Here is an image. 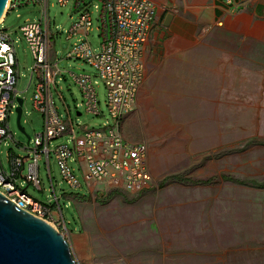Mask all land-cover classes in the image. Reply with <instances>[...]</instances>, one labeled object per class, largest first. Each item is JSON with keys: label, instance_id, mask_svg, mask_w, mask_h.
<instances>
[{"label": "rangeland", "instance_id": "374dc122", "mask_svg": "<svg viewBox=\"0 0 264 264\" xmlns=\"http://www.w3.org/2000/svg\"><path fill=\"white\" fill-rule=\"evenodd\" d=\"M166 5L160 13L171 12ZM81 14H89V34L67 39ZM41 15L40 6H25L8 13L0 25L13 41L16 89L23 100V132L13 109L8 118L11 138L0 144L4 167L8 152L28 157L25 148H33V139L44 130V119L33 104L34 61L20 30ZM98 15L94 1L75 10L71 4L61 7L57 0H48L50 56L57 71L50 92L60 120L70 121L76 133L80 126L98 129L111 123L107 90L98 72L86 61L66 57L79 41L99 50ZM143 65L136 107L125 117L122 133L127 142H141L147 149L146 188L134 194L89 193L74 160H68L81 184L70 188L52 153L49 170L44 160L38 162L40 190L22 180L16 186L51 210L42 219L58 231L62 217L67 229L60 233L75 264H264V70H240L237 92L234 83L227 84L224 88L230 87L232 93L225 95L223 88L221 98L209 102L180 93L183 86L190 93L187 79L199 83L205 76L191 64L190 69L182 64L171 68L164 58L149 57ZM71 72L90 78L98 115L86 111V99ZM68 142L64 136L50 146ZM173 175L211 181L207 185L167 181L159 188Z\"/></svg>", "mask_w": 264, "mask_h": 264}, {"label": "built area", "instance_id": "2783aa9c", "mask_svg": "<svg viewBox=\"0 0 264 264\" xmlns=\"http://www.w3.org/2000/svg\"><path fill=\"white\" fill-rule=\"evenodd\" d=\"M93 1L99 5V50L94 51L87 41H79L66 57L86 61L98 72L107 90L111 123L98 129L80 126L76 128L77 133L70 121L60 120L50 92L57 71L52 68L50 56L48 0H8L6 6L5 17L25 6L38 5L42 8L40 20L26 23L20 30L34 61L32 74H35L37 83L33 104L44 119V130L33 139V148H25L28 157L8 152L5 167L0 161V193L18 208L41 219L50 214V210L31 200L16 183L22 180L27 186L30 184L40 190L38 162L44 160L49 170L51 153L63 180L73 189L80 188L81 184L69 168L68 160H74L89 193L105 195L117 191L134 194L146 188L148 182L147 149L141 142H127L122 129L125 117L135 108L144 78L142 54L156 22L157 6L151 0H57V4L61 7L71 4L73 9L82 10ZM90 30L89 14H81L69 30L67 39L79 33L87 36ZM71 76L86 99V111L98 115L96 94L90 78L72 72ZM17 78L13 41L9 33L0 29V144L5 138H11L8 118L11 110H16L18 106ZM64 136L69 137L68 144L52 149V141ZM52 192L57 202L53 189ZM58 225L66 230L62 217Z\"/></svg>", "mask_w": 264, "mask_h": 264}, {"label": "crops", "instance_id": "0c3cea01", "mask_svg": "<svg viewBox=\"0 0 264 264\" xmlns=\"http://www.w3.org/2000/svg\"><path fill=\"white\" fill-rule=\"evenodd\" d=\"M151 1L157 6V17L172 15L170 20L165 18V28L156 26V18L142 54L144 61L161 57L171 68L182 64L190 69L191 64V68H198L205 75L199 83L187 79L190 93L183 86L182 95L216 101L227 84L234 83V93L237 92L240 70H264V0ZM166 4L171 6V12L160 13L161 9L166 10ZM230 90L224 88V94H231Z\"/></svg>", "mask_w": 264, "mask_h": 264}, {"label": "water", "instance_id": "95a60500", "mask_svg": "<svg viewBox=\"0 0 264 264\" xmlns=\"http://www.w3.org/2000/svg\"><path fill=\"white\" fill-rule=\"evenodd\" d=\"M7 2L8 0H0V21L6 15ZM170 19L171 15L168 16V20ZM164 26L166 27L167 23ZM22 103L23 100L17 98L16 123L21 132H23L20 125ZM0 264H75V262L67 241L56 228L18 208L12 200L0 193Z\"/></svg>", "mask_w": 264, "mask_h": 264}, {"label": "trees", "instance_id": "16d2710c", "mask_svg": "<svg viewBox=\"0 0 264 264\" xmlns=\"http://www.w3.org/2000/svg\"><path fill=\"white\" fill-rule=\"evenodd\" d=\"M221 179H227V177L223 176L221 177ZM167 181H180V182H188V183H192V184H196V185H207L210 183L211 179H207V180H204V181H193V180H190V179H186V178H183L181 176H178V175H173V176H168V177H165L161 183L159 184V188H161L163 186V184ZM114 192H117V191H112V192H109L105 195H109L111 193H114ZM84 197V196H82ZM51 211V210H50ZM66 226V224H65ZM67 229V227H66ZM62 229L59 230V232H61Z\"/></svg>", "mask_w": 264, "mask_h": 264}, {"label": "flooded vegetation", "instance_id": "af4514ba", "mask_svg": "<svg viewBox=\"0 0 264 264\" xmlns=\"http://www.w3.org/2000/svg\"><path fill=\"white\" fill-rule=\"evenodd\" d=\"M170 15H172V14L165 13L162 18H161V16H158L157 17L158 19H157V22H156V26H161V27L165 28V26H164V24H165V18L167 16H170ZM154 28H155V26H154ZM154 28H153V30H154Z\"/></svg>", "mask_w": 264, "mask_h": 264}, {"label": "bare ground", "instance_id": "6f19581e", "mask_svg": "<svg viewBox=\"0 0 264 264\" xmlns=\"http://www.w3.org/2000/svg\"><path fill=\"white\" fill-rule=\"evenodd\" d=\"M2 19V18H1Z\"/></svg>", "mask_w": 264, "mask_h": 264}]
</instances>
